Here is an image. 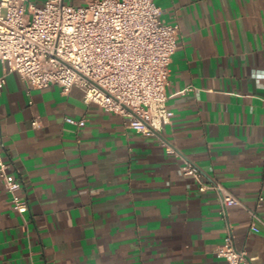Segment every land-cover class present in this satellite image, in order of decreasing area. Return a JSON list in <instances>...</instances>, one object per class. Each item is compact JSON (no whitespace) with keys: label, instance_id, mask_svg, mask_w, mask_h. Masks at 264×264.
<instances>
[{"label":"crops","instance_id":"0c3cea01","mask_svg":"<svg viewBox=\"0 0 264 264\" xmlns=\"http://www.w3.org/2000/svg\"><path fill=\"white\" fill-rule=\"evenodd\" d=\"M155 3L179 25L158 137L76 85L33 87L0 62L1 152L28 202L18 214L0 181V264H222L227 232L264 264V0ZM160 139L239 202L198 190Z\"/></svg>","mask_w":264,"mask_h":264},{"label":"built area","instance_id":"2783aa9c","mask_svg":"<svg viewBox=\"0 0 264 264\" xmlns=\"http://www.w3.org/2000/svg\"><path fill=\"white\" fill-rule=\"evenodd\" d=\"M155 0H0V62L33 87L58 84L63 92L72 85L82 90L85 102H95L122 117L135 131L158 137L172 115L166 106L169 63L177 47L179 25L164 23ZM4 75H0V92ZM69 123L84 119L65 116ZM33 124L35 122H32ZM168 152L179 156L183 175L192 177L198 190L220 194V205L238 203L218 182L207 181L188 157L160 139ZM0 181L10 194L11 207L24 216L28 202L19 191L21 181L2 157ZM261 199V197H259ZM250 228L260 221L253 210ZM215 254L222 264H251L252 257L234 246L230 232ZM34 264V263H30Z\"/></svg>","mask_w":264,"mask_h":264}]
</instances>
